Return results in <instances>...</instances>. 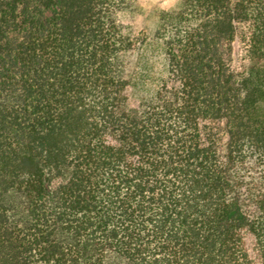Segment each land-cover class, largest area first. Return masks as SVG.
Wrapping results in <instances>:
<instances>
[{"label": "trees", "instance_id": "obj_1", "mask_svg": "<svg viewBox=\"0 0 264 264\" xmlns=\"http://www.w3.org/2000/svg\"><path fill=\"white\" fill-rule=\"evenodd\" d=\"M131 1L0 0V264H264V0Z\"/></svg>", "mask_w": 264, "mask_h": 264}, {"label": "rangeland", "instance_id": "obj_2", "mask_svg": "<svg viewBox=\"0 0 264 264\" xmlns=\"http://www.w3.org/2000/svg\"><path fill=\"white\" fill-rule=\"evenodd\" d=\"M182 4V0H133L120 10L116 17L126 35L140 40L149 36L157 25L158 13L162 10L174 12ZM235 67L240 70L244 57V44H236Z\"/></svg>", "mask_w": 264, "mask_h": 264}]
</instances>
